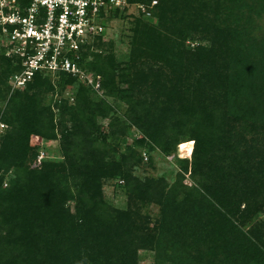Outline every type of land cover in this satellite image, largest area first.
Masks as SVG:
<instances>
[{"label": "trees", "instance_id": "trees-1", "mask_svg": "<svg viewBox=\"0 0 264 264\" xmlns=\"http://www.w3.org/2000/svg\"><path fill=\"white\" fill-rule=\"evenodd\" d=\"M151 1H156L152 17L142 15L136 19L144 28L142 42L147 45L143 53L158 56L165 47L169 55L142 66L158 61L175 71L170 77L158 70L148 83L150 79L141 73V66L137 67L135 60L130 63L133 78L139 75L132 79L133 87L145 88L137 101L139 113L135 118L138 123L145 120L138 126L152 143L170 139L165 143L166 151L176 149L183 128H189L183 133L188 139L181 149L188 157L180 164V172L190 171L192 184H183L181 174L171 185L162 177L128 181L121 165L113 166L99 156L100 149L108 146L107 135L92 117L88 118V126L79 127L86 132L84 136L78 131L67 138L71 131L63 130L61 144L55 135L52 111L39 108L36 87L43 78L42 73H36L0 108V122L7 128L0 139V264H137L139 250L145 247L154 253L153 264H264V232L259 230L264 229V222L251 224L250 232L245 231L254 217L264 218V170L262 175L260 169L264 167H256L249 152L233 143V135L246 132L249 121L264 120V45H256L255 37L242 29L240 18L229 24L223 21V28L216 26L221 34L217 40L212 31L214 21L206 30L203 22L209 20L191 13L205 10L203 0H128L130 4ZM225 1L226 6L222 2L220 8L233 13L240 0ZM178 9L187 28L179 31L176 39L167 36L160 48L158 35L167 30L168 14ZM116 13L119 11L110 16ZM187 13L192 18H186ZM174 24L171 26L176 28ZM195 25L201 26L202 32ZM193 30L200 35L212 34L209 46L199 44L193 50H184V40L178 38L188 37ZM173 34L169 32V36ZM90 46L80 54L83 70H87L86 64L90 68L91 61L85 62L91 59ZM0 60L6 63V83L0 81V85H8L11 76L21 71L20 60L4 55ZM99 62H105L108 72L101 71L102 67L92 69L98 73L100 69L105 77L102 85L106 96L122 98L126 93L116 86L111 74L117 72L122 81L129 70L115 68L111 58ZM58 77L75 79L66 74ZM207 83L214 91H225L227 100L209 102L202 91ZM237 121L243 127L233 134L229 122ZM123 132L133 140L134 127L126 126ZM32 135L41 138V146H29ZM137 142L142 144L143 140ZM40 150L46 152V158L38 167H32ZM120 151L130 152V148ZM110 168L116 169V177L126 179L125 185L119 186L130 198L138 202L156 199L159 214L146 236H140L141 231L134 230L133 224L118 226L110 216L99 213L106 209L101 199V180L113 175ZM8 172L13 177L4 188ZM67 178L76 181L77 199L69 187L60 186V181ZM72 200L77 203L70 205ZM128 214L125 211L118 215L127 219ZM252 228L256 241L250 234ZM205 242L209 247L204 253H189L200 251Z\"/></svg>", "mask_w": 264, "mask_h": 264}, {"label": "rangeland", "instance_id": "rangeland-1", "mask_svg": "<svg viewBox=\"0 0 264 264\" xmlns=\"http://www.w3.org/2000/svg\"><path fill=\"white\" fill-rule=\"evenodd\" d=\"M222 2V6H226L225 0H203V3L206 4L205 10L201 13L193 11L191 13L196 17L203 16L209 20L206 22L204 19L203 22L204 25L206 23V30H208V28H212L211 24L212 21H214L212 31L216 32L213 36H215L217 40L221 38V34L217 33L220 29L215 28L216 26L223 28L225 27L223 26V21L229 24L240 18L238 21H242V29L247 30L249 35L251 34L250 36L255 37L254 40L257 42L256 45H264V0H240L237 4L235 3L236 5L234 4L235 8L233 13L228 9L220 8L222 7L220 5ZM134 5L135 4L130 6L125 11L110 16L109 23L105 24L104 35L97 40L96 37L91 42V46L89 48L91 52V59L87 58L85 61H91L89 64L90 68H88V64H86L85 68L88 71H85L89 73V78L93 80V82L77 78L71 80L66 78L62 79L59 78L58 75L42 73L43 79L40 81L41 85L40 87H36V91L39 92L40 97L39 108L50 109L52 111L54 123L56 124L55 135L57 139L60 140L59 142L61 144L63 143V139L61 137L63 130L68 132L71 131V135H66L67 138H71L73 133L78 131L84 136L86 132H82L83 130L80 128L84 126V124L88 126V118L92 117L96 125L102 128L103 134L107 135L106 140L108 146L106 148L103 147V150H101L102 148L100 149L99 156L104 158L106 162L112 163L113 166H115V164L121 165V168L127 175L126 179H128V181L145 182L146 180H157L162 177L166 184L171 185L174 182V179L178 177V174H181L183 177V184L190 186L192 184V181L189 179L190 171L186 173L180 172V164H182L183 159L188 157L185 149H181L183 144L185 145L184 142L188 139V137H186L183 133H186L189 128H183L182 137L179 138L180 143L177 145L176 149H168L171 153L165 150V143L170 140L169 138L158 139V144L152 143L145 136L144 130L138 126L145 120L141 119L139 123L136 122L135 116L139 113L137 101H140V93H142L145 88L143 85L142 87L141 85H138V89L133 87L134 80L132 79L139 78V75L136 78H133L134 74L132 72L134 71L132 70V67L130 70V63L135 60L136 66H141V73L145 74V76L150 79L148 83H151L154 80L158 70L159 74L162 72L170 77L174 76L173 73L175 70H172L173 68L170 67L166 68L163 64H161V62L157 61V63H150L146 68L142 66V63H149L151 59H166L169 55V51L168 48L165 50V47L162 46L168 40L167 36L170 39H176L175 36L179 35V31L184 32V28H187V26L184 20L182 22L180 20L182 10H173L172 13H169L167 30H161L160 35H158V38L161 39L160 42H162L160 48L162 47L164 52L160 53L158 56H153L152 54L150 57L148 56L149 54L147 51L145 54L143 53V49L147 45L142 42L141 33L144 28L143 25H140V23H137L136 21V19H139V16L142 17L143 14L141 11H138ZM153 12L154 8L152 10V13ZM191 13H187L185 17H191ZM172 23H175L174 25H176V28L171 26ZM177 23H179V25ZM195 26L196 29L202 32L201 26L200 28L197 25ZM172 31H174L173 36H169V32ZM192 33L193 34H187L188 37L178 38L180 41L184 40V50H193L199 44L209 46L212 34L207 33L200 35L194 30ZM164 35H166V37ZM179 51L182 52L183 49H179ZM0 55H4L2 47H0ZM4 57L6 56L4 55ZM110 58L112 59V65L115 68L120 69L123 67L124 69L129 70V75L125 76L122 81L118 78L117 72H111V75L115 77L114 83L116 86L120 88V91H124L126 93V96L121 94L122 98H110L106 96L105 89L102 85L105 77L102 75L101 71L102 69H105L108 72V68L106 67L105 62L98 63V60L101 59V61H106ZM2 62L3 61L0 60V81L6 83L4 80L6 63L4 64ZM99 67H102L101 71L99 69V73L95 69H92ZM187 72L188 69H186V73ZM189 77H192V75H189ZM49 87L52 88L50 89ZM22 89L23 88H12L10 83L8 85H0V90L2 92L0 94V108H3L6 105L7 99L13 94V92ZM202 91L204 97L209 102L213 101V103H216L227 100L224 95L225 91H214L212 84L210 83L205 84ZM227 110L228 107L226 108V111ZM141 117L143 116L141 115ZM229 123L234 129L233 134L239 130L240 127H243L239 121L236 123ZM249 124L251 127L248 126L246 128L248 132L237 131L236 134H232L233 143H238L237 146L241 151L246 150L249 152L256 167H260V165H263L264 167V161L260 162L261 159H264V120L254 122L249 121L248 125ZM126 126L134 127L135 134L133 140L123 134ZM6 129V126L0 122V139L6 132ZM85 130L88 131L87 128H85ZM140 140H143L142 144L137 142ZM41 145L42 141L39 136H30V147L34 148ZM85 147L86 146H84V148ZM125 147H129L130 152L120 151ZM176 158L178 159L176 160ZM32 167H38V165H32ZM110 169H112L111 173L113 175L101 180V199L106 209L99 211V213L110 216L115 220L118 226L120 224L121 226H130L133 224V227L135 228L134 230L141 231L139 233L140 236H143V234L146 236L149 233V230H153V227L156 224L155 220L159 214V206L155 202L156 199L151 197L144 202H138L135 201V199L130 198L121 188L125 185L126 179L116 177V169ZM260 169L262 170L263 175L264 168ZM12 177L11 172H8L5 175L4 188ZM75 183L76 181L74 179L67 178V180L62 179L60 181V186L62 188L69 187L73 192L74 197L77 199L78 194ZM119 185H121V187ZM260 198L261 196L258 197V199ZM258 202L260 201L258 200ZM75 203H77L76 200H72L70 205H75ZM125 211L129 213L128 218L122 219L118 214ZM253 219L254 220L250 221L248 225L245 226V231L250 232L249 227L251 228V224L261 223L260 225H262L264 222V218L259 219L254 217ZM259 230L264 232L262 227H259ZM250 234L252 240L256 241L257 237L255 232H253V228L252 233ZM205 243L206 244H202L200 251L198 249H194L191 252L189 251V253L193 252V255L195 256L200 255V253H204L209 247V244L207 242ZM150 249L151 248L149 247H145L144 249L139 250L137 264L154 263V253ZM216 258L218 261L220 260L218 257ZM249 264H252V261L249 262Z\"/></svg>", "mask_w": 264, "mask_h": 264}, {"label": "built area", "instance_id": "built-area-1", "mask_svg": "<svg viewBox=\"0 0 264 264\" xmlns=\"http://www.w3.org/2000/svg\"><path fill=\"white\" fill-rule=\"evenodd\" d=\"M156 1L135 4L151 17ZM128 0H0V47L6 57L19 59L21 71L10 78L23 88L36 73L66 74L93 82L79 64L81 51L104 35L114 11H125ZM46 158L40 150L33 166Z\"/></svg>", "mask_w": 264, "mask_h": 264}]
</instances>
